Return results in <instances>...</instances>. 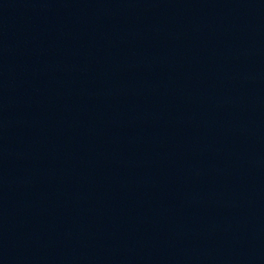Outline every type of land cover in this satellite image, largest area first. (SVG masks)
Listing matches in <instances>:
<instances>
[{
    "label": "water",
    "instance_id": "obj_1",
    "mask_svg": "<svg viewBox=\"0 0 264 264\" xmlns=\"http://www.w3.org/2000/svg\"><path fill=\"white\" fill-rule=\"evenodd\" d=\"M0 264H264V0H0Z\"/></svg>",
    "mask_w": 264,
    "mask_h": 264
}]
</instances>
